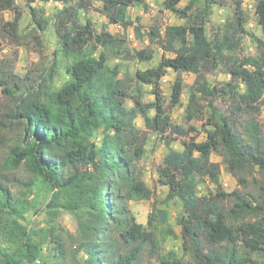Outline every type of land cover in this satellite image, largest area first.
I'll return each mask as SVG.
<instances>
[{
    "label": "trees",
    "instance_id": "1",
    "mask_svg": "<svg viewBox=\"0 0 264 264\" xmlns=\"http://www.w3.org/2000/svg\"><path fill=\"white\" fill-rule=\"evenodd\" d=\"M16 1L0 0V12L13 14L6 26L14 37L21 20ZM23 1L29 6L32 22L41 32L45 31L48 22L30 7L35 1L45 0ZM78 1L76 7L64 8L56 16L61 51L72 59L66 68L69 80L58 90H48L47 83L54 73L52 68L41 77L36 89L23 85V80L13 71L0 67V87L15 101L13 117L24 120L29 144L20 150L21 158L29 160L32 170L52 191L49 209L62 208L77 217V252L84 258L76 264H140L144 249L155 247L153 232L136 222L127 205L129 201L151 197L146 184L135 173V162L143 152L141 149L131 152L130 148V138L135 133L132 121L138 112L144 126L163 138L168 150L163 159L167 171L160 172L159 178L168 187L167 200L176 199L181 204L183 215L179 225L184 252H191L195 264H260L252 255L264 252V217L237 227L228 224L227 218L237 220L243 215L264 214V185L259 188L262 203L238 191L225 194L218 185V166L210 161L211 154H221L233 176L248 168L264 173V134L255 121L264 98V42L248 32L242 0H230L234 10L223 26H210V18L213 8L226 6L228 0H188L183 8L179 7L183 0H163V10L183 23L162 30L153 27L147 33L151 43L157 42L163 53L170 55H163L157 71L163 67L176 73L169 100L171 107L181 104L185 87L182 75L195 76L184 118L187 123L206 120L212 130L206 132L203 143L190 137L189 130L172 123L165 113L159 87L162 73L147 81L153 87L155 101L147 105L135 100L137 109H127L128 91L117 79L118 69L107 67L103 53L98 59L92 57L93 47L88 53L82 52L93 44L103 49L125 50L126 41L106 32L96 34L89 20L85 25L80 24L78 12L86 10L87 4L84 0ZM91 1L100 4L101 13L110 24L125 30L137 24L133 27L134 36L137 40L144 38L142 25L129 21L127 11L136 6L145 7V0ZM254 13L264 34V0L256 3ZM245 37L256 45V56L243 54ZM126 53L129 54L127 50ZM130 58L149 62L152 54L140 50ZM217 70L229 80L211 86L206 74ZM201 100H205V106ZM217 101L228 106L229 114L217 109L214 105ZM150 108L155 110L153 117L149 116ZM238 115L250 117L242 133L234 129V118ZM101 128L104 131L101 142L91 143ZM167 133L180 139V152L170 148L171 138L165 136ZM205 177L218 188L217 194L208 199L196 194L198 179ZM239 183L245 185L243 179ZM61 195L68 198L60 205ZM227 198H232L234 204L229 212H224L218 202ZM0 207V213L6 210L8 214L21 216L20 203L1 184ZM161 214L165 221V213ZM153 221L149 216L147 226H152ZM14 225L20 245L13 253L0 247L3 264H37L39 245L31 240L26 229L16 222ZM47 237L54 245L55 264H64L67 249L60 236L51 228ZM239 248L243 249V255ZM172 256L161 259L160 264H180Z\"/></svg>",
    "mask_w": 264,
    "mask_h": 264
},
{
    "label": "rangeland",
    "instance_id": "2",
    "mask_svg": "<svg viewBox=\"0 0 264 264\" xmlns=\"http://www.w3.org/2000/svg\"><path fill=\"white\" fill-rule=\"evenodd\" d=\"M258 1L242 0L243 11L247 18L248 32L264 42V34L257 25L254 13ZM84 2L87 4V9L78 12L80 24L85 25L86 20H89L96 34L106 32L126 41L125 50L122 48L120 50L103 49L93 44L91 47L84 48L82 52L88 53L93 47L92 57L98 59L100 53H103L107 57V67L111 70L118 69L117 79L128 91L127 109H137L134 104L135 100L147 105L155 101L153 87L147 84V81L153 75L162 73L159 87L163 96L162 107L165 113L170 116L172 123L189 130L190 137H194L198 143L205 142L206 132L212 130L210 126L206 125V120H193L187 123L184 118L189 88L193 84L195 76L189 73L182 75L185 87L181 96V104L174 108L171 107L169 100L176 73L163 67L157 71L165 54L160 45L157 42L151 43L147 36L153 27H159L162 30L166 26L179 25L183 22L163 10V0H145V7L136 6L127 11L129 21L133 23L138 21L142 25V32L145 36L142 40H137L133 32V27L137 24H133L126 30L119 25L110 24L101 13L99 3L91 0H84ZM187 2L188 0H183L179 7H185ZM77 3H79L78 0H45L30 4V7L38 12L41 19L48 22L46 30L41 32L32 22L29 6L23 0H17L16 5L21 12V20L16 37L9 32L6 26V23L12 20V12H0V67L13 71L23 80V85L36 89L41 82V77L46 76L52 68L54 73L47 83L48 90L50 92L58 90L69 80L66 68L71 64L72 59L66 57L61 51L62 48L56 35V16L64 8L76 7ZM233 10L234 7L230 0L224 7H214L210 26H223L231 18ZM207 30L209 31V25ZM126 50L129 54L126 53ZM140 50L151 52L152 60L142 62L130 58ZM120 51L122 52L120 53ZM243 54L246 56L257 55L256 45L249 37H245L243 40ZM165 57H170V55H165ZM206 78L211 86L229 80V77L221 70L207 73ZM152 79L154 80V78ZM200 103L205 106V100H201ZM214 105L222 114H229V108L225 103L217 101ZM15 107L13 98L5 94L0 87V184L6 187L9 195L20 203L21 212V216L8 214L6 210L0 213V247L8 253H13L19 248V232L14 225L16 222L19 227L26 229L31 240L39 245L40 253L37 264H55L54 245L47 237L48 231L53 228L54 233L60 236L67 249L64 264H76L84 258L81 252H77V217L74 213L62 208L49 209L52 191L32 170L29 160L21 158L20 150L26 149L29 142L26 140L24 132V120L17 116L13 117ZM135 111L138 112V110ZM154 115V108H150L149 116L153 117ZM234 120L235 131L242 133L243 125L250 120V117L238 115ZM255 121L258 123L261 133L264 134V98L261 113ZM132 124L135 133L134 137L130 138L132 140L131 152L134 149H141L143 152L142 157L135 162V173L146 184L151 197L148 200L129 201L127 205L136 218V222L146 227L148 231H152L155 238V247L147 246L144 249L140 264H160L161 259L173 258L172 255L180 264H195L191 252L183 250L181 226L179 225V219L183 215L181 204L176 199L167 200L168 187L160 183L159 173L167 171L163 165V159L168 150L163 138L144 126L139 112ZM103 133V129H99L91 139V143L99 144ZM165 136L171 138V149L179 152L182 150L179 138L168 133ZM210 161L218 166V185L221 192L230 194L233 191H238L248 199L253 198L257 202H263L262 197L259 196V188L264 185V173L259 172L257 168H248L233 176L228 172L221 154H211ZM241 179L245 181V185L239 183ZM217 192V185L209 177L198 179L196 189L198 197L208 199L214 197ZM102 196L100 197L101 201L104 198ZM67 198V195H61L60 205L65 203ZM218 203L223 207L224 212H229L234 200L227 198L219 200ZM162 212L165 213V221L162 220ZM149 216L154 218L150 227L147 226ZM263 217L264 214L243 215L237 220L227 218V223L237 227L241 224L253 223ZM187 246L189 247V244ZM239 251L243 255V249L239 248ZM252 259L264 264V252L253 254ZM56 263L59 262L56 261ZM0 264H3L1 258Z\"/></svg>",
    "mask_w": 264,
    "mask_h": 264
}]
</instances>
